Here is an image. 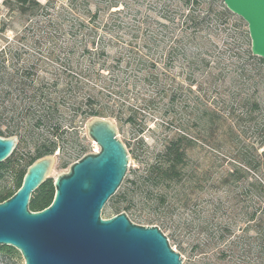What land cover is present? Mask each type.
<instances>
[{"label":"trees","instance_id":"16d2710c","mask_svg":"<svg viewBox=\"0 0 264 264\" xmlns=\"http://www.w3.org/2000/svg\"><path fill=\"white\" fill-rule=\"evenodd\" d=\"M3 4L29 22L25 32L29 27L44 30L50 26L57 35L46 48L12 41L0 46V135L18 136L12 154L23 149L28 158L15 188L0 192V202L21 187L33 162L56 152L60 138L79 120L109 117L137 125L140 111L156 109L160 95L168 98L164 113H173L184 88L181 82H164L171 79V72L161 68L177 64L184 67L189 92L197 83L195 67L200 65V77L221 82L231 78L244 95L231 109L203 104L198 119L207 137L201 142L180 124L145 171L127 178L126 185L110 198L116 213L131 210L132 199L133 204L142 203L155 213H172V192L178 199L184 197L187 206L193 192L198 194L196 199L205 197L210 183L229 186L264 168V150L259 152L264 146V125L254 153L238 152L234 155L238 165L218 176L204 161L198 167L191 161L198 148L206 157L209 148L229 144L236 134L231 118L259 126L256 113L264 107L260 96L264 58L252 51L247 22L223 0H4ZM7 29L4 24L0 32ZM139 75L143 88L147 82L152 88L141 91L131 103L133 77ZM4 175L0 172V179ZM254 183L257 195H264V182ZM132 184L138 189L133 195ZM187 188L194 191L186 192ZM54 194L50 177L32 194L30 208L44 209ZM246 214L247 225L218 251L215 245L236 230L230 222L215 227L214 218L205 214L199 220L180 221L176 229L193 228L191 253L202 264H264V209ZM147 219L160 220L156 216ZM15 252L16 248L0 246V255Z\"/></svg>","mask_w":264,"mask_h":264},{"label":"water","instance_id":"95a60500","mask_svg":"<svg viewBox=\"0 0 264 264\" xmlns=\"http://www.w3.org/2000/svg\"><path fill=\"white\" fill-rule=\"evenodd\" d=\"M248 24L252 51L264 58V0H223ZM98 151L88 152L54 178L51 204L30 208L32 194L51 176L54 154L33 162L21 187L0 202V246L16 248L25 264H182L184 256L158 225L134 222L126 211L110 218L102 209L123 183L130 153L109 117L87 122ZM19 138L0 135V163Z\"/></svg>","mask_w":264,"mask_h":264},{"label":"rangeland","instance_id":"374dc122","mask_svg":"<svg viewBox=\"0 0 264 264\" xmlns=\"http://www.w3.org/2000/svg\"><path fill=\"white\" fill-rule=\"evenodd\" d=\"M41 1L45 2L46 0ZM3 2L4 0H0V28L6 24L8 29L5 32H0V46L7 45L12 41L27 45L36 44L40 48H46L53 43V38L57 35L54 29L50 26L44 30L29 27L28 32H25L24 28L29 22L19 17L16 13L9 11ZM21 38L23 39L21 40ZM195 68L198 72V77L196 78L197 83L191 87L193 92L188 91L190 81L186 79L187 74H184L183 65L177 64L174 67L161 68L163 71L169 70L171 72V79H173V74L177 76L175 80L167 79L164 82L169 85L172 81H174L175 85L181 82L184 88L181 99L175 105V111L173 113H164L163 107L168 103V98L160 95L157 99L158 104L156 109H153L154 107L152 109L144 107L140 111L137 125H132L124 121L121 122L112 118L117 123L119 138L125 143L130 153L129 169L121 186L126 185L127 178H133L134 174H141L145 171L147 163L151 162L155 155L164 148L166 140L171 137L173 131L177 130L180 124L182 128L185 127L189 133L196 136L198 138L197 140L200 142L203 141L202 139L207 137V132L204 130L203 122L198 119L199 110L204 106L203 104L222 109H231L232 106H236V100L239 99L244 90L235 86L231 78L221 82L209 81L205 77H200L203 70L202 66L199 65ZM161 75L163 76V74ZM140 78L141 75L133 77V89L130 90V96L133 97L130 100L131 103L135 102L134 98L141 91L152 88L151 82H147L144 85L145 88H143V83H141L142 80ZM260 96L264 106V83L260 86ZM122 98L125 99L126 97L122 96ZM256 117L260 124L257 127H251L250 123L243 119L231 118L236 134L232 135L229 144L221 149H213L206 146L210 149L206 157L203 156V152L199 148L196 149L191 160L192 165L198 167L204 161L212 166L214 174L218 176L223 170L231 169L234 165H238V160L234 157V155H238V152L248 150L253 154V147L258 145L256 141L261 136V128L264 125V107L260 111H257ZM89 120H79L73 128L68 130L60 138L57 150L54 153L56 162L50 175L53 179L58 174L67 171L73 162L80 159L86 153L99 150L97 142L88 136L87 122ZM172 120L173 124L171 123ZM204 142L207 143L206 141ZM263 150L264 146L259 148L260 153ZM24 153L25 151L23 149H18L0 163V172L5 174L0 179V192L15 188L17 175L28 161ZM258 180L264 182V168L256 174H245L243 178L233 180L229 186L221 185V182L214 185L210 183L206 196L196 199L195 197L198 194L196 195L193 192L192 201L187 206L184 205V197L178 199L172 196L174 193L172 192L170 193V199L174 201L172 213L169 211L155 213L142 203L133 204V199L129 200L132 202V209L122 211H126L136 223L158 225L169 238L171 246L184 256L182 264H202L191 253L190 236L194 232L193 228H188V230L184 231L179 228L176 229L177 225L180 221H184L187 218L199 220L203 215H209L208 210H211L212 214L209 216L214 218L215 227L220 224L219 222L226 220L236 228L235 232L226 238V241L215 245L214 250L218 251L223 246L226 247L225 244L234 237V234L241 232L247 225L248 222L246 220L248 219V214H246V211L264 209V195L262 193V195L258 196L259 188L256 183L252 184V182ZM133 190L138 191L137 186L133 188L132 184L130 187V194L132 195ZM191 190L194 191L193 188H187L186 192ZM212 198L217 201L212 203ZM129 201H126L124 204H129ZM116 212L111 201H108L102 209V217L110 218L115 216L117 214ZM155 216L159 217L160 220L155 219L151 221L147 219L150 217L154 218ZM185 222L186 224L189 223L188 220ZM0 264H25V260L18 251L0 255Z\"/></svg>","mask_w":264,"mask_h":264},{"label":"built area","instance_id":"2783aa9c","mask_svg":"<svg viewBox=\"0 0 264 264\" xmlns=\"http://www.w3.org/2000/svg\"><path fill=\"white\" fill-rule=\"evenodd\" d=\"M98 151V150H97Z\"/></svg>","mask_w":264,"mask_h":264}]
</instances>
